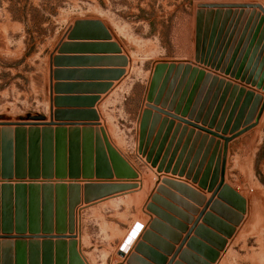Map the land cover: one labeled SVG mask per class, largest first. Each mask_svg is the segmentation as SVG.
<instances>
[{
    "label": "rangeland",
    "instance_id": "rangeland-1",
    "mask_svg": "<svg viewBox=\"0 0 264 264\" xmlns=\"http://www.w3.org/2000/svg\"><path fill=\"white\" fill-rule=\"evenodd\" d=\"M0 264H264V0H0Z\"/></svg>",
    "mask_w": 264,
    "mask_h": 264
},
{
    "label": "water",
    "instance_id": "water-1",
    "mask_svg": "<svg viewBox=\"0 0 264 264\" xmlns=\"http://www.w3.org/2000/svg\"><path fill=\"white\" fill-rule=\"evenodd\" d=\"M125 248V247H124Z\"/></svg>",
    "mask_w": 264,
    "mask_h": 264
}]
</instances>
